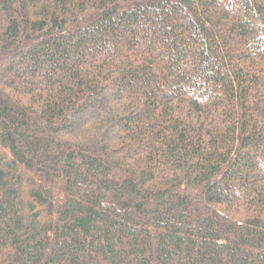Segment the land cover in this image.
Wrapping results in <instances>:
<instances>
[{"label": "trees", "instance_id": "obj_1", "mask_svg": "<svg viewBox=\"0 0 264 264\" xmlns=\"http://www.w3.org/2000/svg\"><path fill=\"white\" fill-rule=\"evenodd\" d=\"M0 264H264V0H0Z\"/></svg>", "mask_w": 264, "mask_h": 264}]
</instances>
